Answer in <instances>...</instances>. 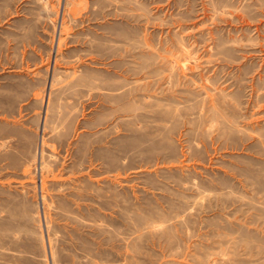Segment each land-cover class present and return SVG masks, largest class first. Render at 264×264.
Here are the masks:
<instances>
[{
    "label": "rangeland",
    "instance_id": "obj_1",
    "mask_svg": "<svg viewBox=\"0 0 264 264\" xmlns=\"http://www.w3.org/2000/svg\"><path fill=\"white\" fill-rule=\"evenodd\" d=\"M0 264H264V0H0Z\"/></svg>",
    "mask_w": 264,
    "mask_h": 264
}]
</instances>
